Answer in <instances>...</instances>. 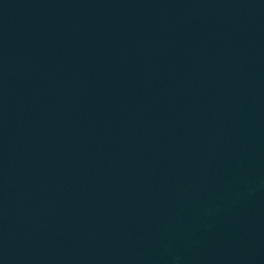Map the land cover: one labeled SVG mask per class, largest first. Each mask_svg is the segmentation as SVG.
I'll use <instances>...</instances> for the list:
<instances>
[{
  "label": "water",
  "instance_id": "water-1",
  "mask_svg": "<svg viewBox=\"0 0 264 264\" xmlns=\"http://www.w3.org/2000/svg\"><path fill=\"white\" fill-rule=\"evenodd\" d=\"M0 264H264V0H0Z\"/></svg>",
  "mask_w": 264,
  "mask_h": 264
}]
</instances>
